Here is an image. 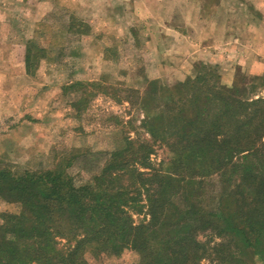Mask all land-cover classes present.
Masks as SVG:
<instances>
[{"label": "trees", "instance_id": "obj_1", "mask_svg": "<svg viewBox=\"0 0 264 264\" xmlns=\"http://www.w3.org/2000/svg\"><path fill=\"white\" fill-rule=\"evenodd\" d=\"M41 52L26 44L28 74ZM133 93L141 130L123 132L88 181L64 171L76 156L62 169L0 167V199L19 206L1 214L0 264H88L87 251L127 247L133 264L264 261V72H239L227 86L199 62L183 81ZM160 146L166 158L154 163ZM132 211L146 218L135 223Z\"/></svg>", "mask_w": 264, "mask_h": 264}, {"label": "rangeland", "instance_id": "obj_2", "mask_svg": "<svg viewBox=\"0 0 264 264\" xmlns=\"http://www.w3.org/2000/svg\"><path fill=\"white\" fill-rule=\"evenodd\" d=\"M238 1L0 0V167L62 169L76 156L64 171L76 183L88 181L123 132L134 136L141 130L142 112L126 97L133 90L141 94L151 80L173 85L191 75L196 52L181 41L183 32H238L252 22L245 14L238 20ZM28 42L43 55L33 74L24 65ZM208 44L199 61L215 65L222 84L231 85L245 72L237 68L225 76L230 45ZM166 155L160 146L150 159L158 163ZM18 210V204L0 199V223L2 213ZM131 213L135 223L146 218ZM85 258L88 264H133L139 255L127 247L119 255L87 251ZM200 264L216 263L206 258ZM249 264L264 261L255 256Z\"/></svg>", "mask_w": 264, "mask_h": 264}, {"label": "crops", "instance_id": "obj_3", "mask_svg": "<svg viewBox=\"0 0 264 264\" xmlns=\"http://www.w3.org/2000/svg\"><path fill=\"white\" fill-rule=\"evenodd\" d=\"M246 5L253 8V16L244 10L247 7ZM238 9L239 11L241 10L238 18L240 22L243 20V14L248 15L250 20H252V22H243L244 25H240L241 27L238 32L230 33L229 29L215 32L213 28L208 29V27L205 30L199 29L196 31V29H190L189 31L186 29L183 32V37L186 38L181 41L190 42L191 46H194L195 54H197L193 53L190 56L194 64L191 65L190 68L192 70L189 71H193L199 62H204L199 61V59H202L198 55L203 54V48L206 45L209 46L208 43H213L214 47L218 45L217 43H222V45H230L227 47V51H225V55L227 56L225 59V76L229 75V73H234L237 68L241 69L242 72H245L243 74L248 76L260 75L264 72V0H239ZM225 10H228L229 20L230 6L229 8L225 7ZM231 67L235 68L231 69Z\"/></svg>", "mask_w": 264, "mask_h": 264}]
</instances>
